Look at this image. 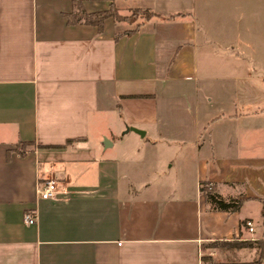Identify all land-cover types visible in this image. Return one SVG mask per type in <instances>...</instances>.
<instances>
[{
	"label": "crops",
	"instance_id": "0c3cea01",
	"mask_svg": "<svg viewBox=\"0 0 264 264\" xmlns=\"http://www.w3.org/2000/svg\"><path fill=\"white\" fill-rule=\"evenodd\" d=\"M71 1L0 0V264L255 261L264 0H79L152 14L101 30L67 23ZM49 179L58 200L35 195ZM202 182L239 209L210 210Z\"/></svg>",
	"mask_w": 264,
	"mask_h": 264
},
{
	"label": "trees",
	"instance_id": "16d2710c",
	"mask_svg": "<svg viewBox=\"0 0 264 264\" xmlns=\"http://www.w3.org/2000/svg\"><path fill=\"white\" fill-rule=\"evenodd\" d=\"M137 11V9H134ZM145 13V17L149 18L152 14L146 10H143ZM63 17L65 18L66 22L69 24H87L96 26L98 30L102 28V22L105 18L111 17L115 21H125L126 17L120 16L117 14L115 7L112 5L102 11L86 13L79 0H72L71 1V11L68 13H64ZM71 141H67L70 143ZM199 192L203 196L205 202L210 206V210L216 212H225V213H234L239 209L240 200H222L214 191V186L210 183L202 182L199 184ZM262 210H263V217H264V202H262ZM224 247L233 248V249H241V248H248L251 247L250 241H232V242H224L222 243ZM257 248L259 249L258 258L249 263H238V264H264V253L262 250V244L258 242ZM213 247V246H212ZM202 264H215L210 261L209 257H202L201 258ZM220 264V263H218Z\"/></svg>",
	"mask_w": 264,
	"mask_h": 264
},
{
	"label": "built area",
	"instance_id": "2783aa9c",
	"mask_svg": "<svg viewBox=\"0 0 264 264\" xmlns=\"http://www.w3.org/2000/svg\"><path fill=\"white\" fill-rule=\"evenodd\" d=\"M65 193L64 188L59 186V183L53 179L43 181L35 187V195L40 200H58ZM23 222L26 225H33L35 223V217L29 213H25L23 214ZM244 227L248 233L252 232L250 222H245Z\"/></svg>",
	"mask_w": 264,
	"mask_h": 264
},
{
	"label": "rangeland",
	"instance_id": "374dc122",
	"mask_svg": "<svg viewBox=\"0 0 264 264\" xmlns=\"http://www.w3.org/2000/svg\"><path fill=\"white\" fill-rule=\"evenodd\" d=\"M115 10H116V12H117L118 15L126 17L125 22H128V23H131L133 21H141V20L147 19L145 17V13L141 9H137V11H135L134 9H128L127 11H122V12H118L116 8H115ZM251 240H252L251 239V236H249V235H244L243 237H241V241H251ZM215 247H218V249H225V248H227V247H224L223 245H220V244L219 245H216ZM257 258H258V255H257ZM210 261L212 263L218 264L217 262H215L213 260V258H210Z\"/></svg>",
	"mask_w": 264,
	"mask_h": 264
}]
</instances>
